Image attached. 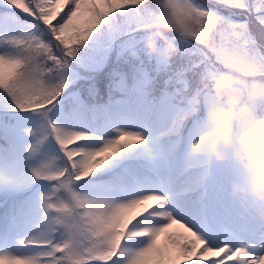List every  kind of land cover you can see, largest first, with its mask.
<instances>
[{"label": "snow or ice", "instance_id": "snow-or-ice-1", "mask_svg": "<svg viewBox=\"0 0 264 264\" xmlns=\"http://www.w3.org/2000/svg\"><path fill=\"white\" fill-rule=\"evenodd\" d=\"M193 3L211 43L178 42L159 57L162 104L100 129L69 110L68 69L98 39L135 55L160 0H0V186L47 187L0 223V264H264V209L228 210L220 188L239 174L203 147L204 83L253 65L264 80V0Z\"/></svg>", "mask_w": 264, "mask_h": 264}, {"label": "clouds", "instance_id": "clouds-1", "mask_svg": "<svg viewBox=\"0 0 264 264\" xmlns=\"http://www.w3.org/2000/svg\"><path fill=\"white\" fill-rule=\"evenodd\" d=\"M211 38L193 0H160L155 27L142 39L147 55L171 61L180 54L178 42L203 45ZM203 88L214 101L207 111L204 149L216 163L237 170L238 178L229 185L231 196L264 209V111L241 103V90L264 97V80L253 65L214 77Z\"/></svg>", "mask_w": 264, "mask_h": 264}, {"label": "trees", "instance_id": "trees-1", "mask_svg": "<svg viewBox=\"0 0 264 264\" xmlns=\"http://www.w3.org/2000/svg\"><path fill=\"white\" fill-rule=\"evenodd\" d=\"M108 45L107 39L90 41L68 69L70 83L65 95L71 102L69 110L76 111L88 124L91 115L94 119L99 117L102 106L125 104V79L130 93L128 104L137 112L145 105L164 100L166 93L172 90V85L167 83L170 73L163 69L159 57L147 55L143 41L135 45V55L128 44ZM96 56L99 63L89 62V57ZM6 191L4 188L0 192ZM3 198L0 196V203Z\"/></svg>", "mask_w": 264, "mask_h": 264}, {"label": "rangeland", "instance_id": "rangeland-1", "mask_svg": "<svg viewBox=\"0 0 264 264\" xmlns=\"http://www.w3.org/2000/svg\"><path fill=\"white\" fill-rule=\"evenodd\" d=\"M89 58H90L89 62H92L95 64L99 63L98 56L89 57ZM159 104L161 105V103H159ZM144 112H145V108L141 112H137L127 105H125V106L114 105V106H111L109 108L104 107L103 108V117L98 122V124H94L93 126L100 128V129H103L104 127L108 126L109 124L118 125V124L123 123L127 120L139 118L144 114ZM46 153H47V155L52 154L51 151L47 150V149H46ZM215 164H216L218 170H223L226 167V165H221V164H218L216 162H215ZM0 187H3V186H0ZM45 191H47V187L45 185H43V183L41 182L39 184V186L35 189V196L38 198ZM22 207H23V203L17 204L13 208V211L15 210V213H17ZM238 208H241V210H243V207H240V205L236 204V207L234 208L235 211H238L237 210ZM244 210H245V208H244ZM8 213H9V211L7 208L0 211V223H3L5 221V219L9 216V215H7ZM2 246L3 245H0V247H2Z\"/></svg>", "mask_w": 264, "mask_h": 264}, {"label": "bare ground", "instance_id": "bare-ground-1", "mask_svg": "<svg viewBox=\"0 0 264 264\" xmlns=\"http://www.w3.org/2000/svg\"><path fill=\"white\" fill-rule=\"evenodd\" d=\"M127 81L125 80L124 83H123V91H124V88L127 86ZM124 96H125V93H124ZM94 118V115H91L90 116V119H93Z\"/></svg>", "mask_w": 264, "mask_h": 264}]
</instances>
